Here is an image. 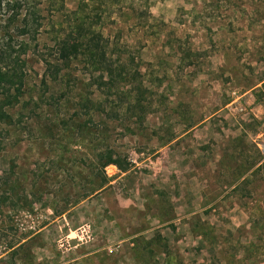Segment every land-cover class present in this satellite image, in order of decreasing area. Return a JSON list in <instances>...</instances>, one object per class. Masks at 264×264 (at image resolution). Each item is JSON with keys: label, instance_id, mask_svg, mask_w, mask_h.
I'll list each match as a JSON object with an SVG mask.
<instances>
[{"label": "rangeland", "instance_id": "rangeland-1", "mask_svg": "<svg viewBox=\"0 0 264 264\" xmlns=\"http://www.w3.org/2000/svg\"><path fill=\"white\" fill-rule=\"evenodd\" d=\"M130 1L101 81L0 0V264H264V0Z\"/></svg>", "mask_w": 264, "mask_h": 264}, {"label": "trees", "instance_id": "trees-1", "mask_svg": "<svg viewBox=\"0 0 264 264\" xmlns=\"http://www.w3.org/2000/svg\"><path fill=\"white\" fill-rule=\"evenodd\" d=\"M121 1L78 0L75 10L69 13L71 20H68L66 27L61 28L62 33L55 39L52 47L55 61L66 64L71 60L82 58L85 67L100 73L99 78L101 81H103L104 75L109 78L112 77V56L109 52L110 41L103 36L100 29L105 23L111 21L112 12L109 13L111 7H117ZM133 1L130 2L133 3ZM143 4L144 9L147 11L148 0H144ZM131 8L134 10L133 4ZM21 9L22 7L19 8V11ZM23 9L22 28L30 30L29 27L35 29L41 27L42 17L39 11L32 7L31 0H26V6ZM22 50L24 49L22 48ZM6 57L5 53L0 51V61H5ZM103 84L106 85V82H103ZM97 87L99 88V86ZM109 164L117 165L122 171L128 169L127 164L119 162L110 154L106 156L103 165Z\"/></svg>", "mask_w": 264, "mask_h": 264}, {"label": "built area", "instance_id": "built-area-1", "mask_svg": "<svg viewBox=\"0 0 264 264\" xmlns=\"http://www.w3.org/2000/svg\"><path fill=\"white\" fill-rule=\"evenodd\" d=\"M106 172L108 173V170L110 171V169H115V166H107L106 168ZM88 230L89 227L87 225L81 226L76 230V238L78 241L81 240H86L88 239ZM61 243L59 244L60 247L64 246V243L62 241H60ZM67 243V242H66Z\"/></svg>", "mask_w": 264, "mask_h": 264}, {"label": "crops", "instance_id": "crops-1", "mask_svg": "<svg viewBox=\"0 0 264 264\" xmlns=\"http://www.w3.org/2000/svg\"><path fill=\"white\" fill-rule=\"evenodd\" d=\"M264 82V81H263Z\"/></svg>", "mask_w": 264, "mask_h": 264}]
</instances>
